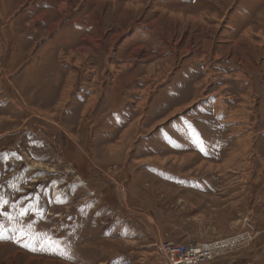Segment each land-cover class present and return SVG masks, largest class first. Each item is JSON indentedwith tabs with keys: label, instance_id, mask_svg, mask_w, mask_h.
<instances>
[{
	"label": "rangeland",
	"instance_id": "374dc122",
	"mask_svg": "<svg viewBox=\"0 0 264 264\" xmlns=\"http://www.w3.org/2000/svg\"><path fill=\"white\" fill-rule=\"evenodd\" d=\"M14 6L0 0V264H163L162 240L234 245L249 222L211 263L264 264V0ZM160 52L178 71L154 96ZM193 81L199 102L154 126Z\"/></svg>",
	"mask_w": 264,
	"mask_h": 264
},
{
	"label": "crops",
	"instance_id": "0c3cea01",
	"mask_svg": "<svg viewBox=\"0 0 264 264\" xmlns=\"http://www.w3.org/2000/svg\"><path fill=\"white\" fill-rule=\"evenodd\" d=\"M7 1L10 2V4L12 5L13 8L16 7V6H14V2L17 1V5H19L22 2V0H7ZM33 3H35V2L31 1L30 3H27V2L24 1L21 4L22 8L20 7V9H17V13L14 14L13 17H16V16L18 17L20 14L22 15L21 11L24 8H26V7H27V9H30V7H28V5L33 4ZM170 33L171 32H169V34ZM257 34H258V36H262V35H260V33H257ZM148 54H149V52H148ZM159 57H161V58L157 59L158 65H157V67H154L153 70L154 71L156 70V72H157V70H159V72L156 73V77L155 78L157 79V78H159L161 76L162 80H161L160 83L157 84V89H156V91L153 92L154 96L160 92L162 87H166L167 85L170 84V82L173 79H175V74L178 71V68H177L174 73L167 72L168 64H169V61L171 60V58L168 57V56H164L162 54V52H160ZM165 71H166V73H165ZM135 72H136V70L134 68V72L132 71L130 75H127L128 77L126 76V74H124L125 76L124 77L121 76L119 78V81L112 86V89L107 90L108 91L107 92V95H108L107 97L109 98L110 101H116L117 103L122 101V99H123V97H121V95L123 96L122 91L127 88V86L129 85V78H130V76L135 74ZM170 75H171V77H170ZM197 84L198 83L193 81V83H191V90H188V92L186 94H184L182 96V98H180L179 100L174 102V104L168 109L167 112H164L163 114L159 115L156 119H152V124L154 126L163 125L164 122L169 121L171 119V117H173V115H175V113L178 114V115L183 114V111L182 112L180 111L181 109H184V111H185L188 108L194 107L200 100V99L199 100L196 99L197 101L195 100L196 94H197V89H196L197 88L196 87ZM178 85H179L178 83H175V85L173 87L177 90ZM197 86H199V84ZM142 91H144V89H142ZM148 98L149 97H145V99H147V100H148ZM168 117H169V119H167ZM246 224H247L248 229L255 228V225L252 222H249V223H246ZM161 239H163V238L161 237ZM249 257L250 256H245L244 258L246 259V258H249ZM207 264H209V263H207ZM211 264H213V263H211Z\"/></svg>",
	"mask_w": 264,
	"mask_h": 264
},
{
	"label": "built area",
	"instance_id": "2783aa9c",
	"mask_svg": "<svg viewBox=\"0 0 264 264\" xmlns=\"http://www.w3.org/2000/svg\"><path fill=\"white\" fill-rule=\"evenodd\" d=\"M254 230L249 229L244 232L252 236ZM254 234V233H253ZM238 234L234 235L237 236ZM234 236L221 238L210 242H186L174 240H162L160 243V252L162 254L163 264H207L211 263L215 257L220 255L223 249L221 241L232 240ZM253 239V236H252ZM250 240V239H249ZM247 241V243L249 242ZM216 244H218L216 246ZM227 247V245H225Z\"/></svg>",
	"mask_w": 264,
	"mask_h": 264
},
{
	"label": "bare ground",
	"instance_id": "6f19581e",
	"mask_svg": "<svg viewBox=\"0 0 264 264\" xmlns=\"http://www.w3.org/2000/svg\"><path fill=\"white\" fill-rule=\"evenodd\" d=\"M244 237H240V238H238V240H241V241H239L238 243H234V245L233 244H231L230 242H226L227 244H230V245H227V247L224 245L222 248L223 249H221V251L222 252H225V251H227V249H234L236 246H239L240 244H244V243H247V241L250 239H252V236L250 235V236H248V234L246 233V238H244ZM237 240V241H238ZM250 240H249V242H250ZM218 244H216V246H217ZM223 245V244H222Z\"/></svg>",
	"mask_w": 264,
	"mask_h": 264
},
{
	"label": "snow or ice",
	"instance_id": "6c2138e0",
	"mask_svg": "<svg viewBox=\"0 0 264 264\" xmlns=\"http://www.w3.org/2000/svg\"><path fill=\"white\" fill-rule=\"evenodd\" d=\"M203 151V149H201Z\"/></svg>",
	"mask_w": 264,
	"mask_h": 264
},
{
	"label": "flooded vegetation",
	"instance_id": "af4514ba",
	"mask_svg": "<svg viewBox=\"0 0 264 264\" xmlns=\"http://www.w3.org/2000/svg\"><path fill=\"white\" fill-rule=\"evenodd\" d=\"M255 262V261H254Z\"/></svg>",
	"mask_w": 264,
	"mask_h": 264
}]
</instances>
